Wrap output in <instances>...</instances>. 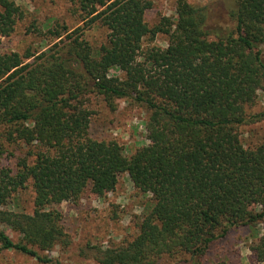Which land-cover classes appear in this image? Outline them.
<instances>
[{
    "label": "trees",
    "instance_id": "1",
    "mask_svg": "<svg viewBox=\"0 0 264 264\" xmlns=\"http://www.w3.org/2000/svg\"><path fill=\"white\" fill-rule=\"evenodd\" d=\"M70 2L83 25L56 24L47 48L20 53L2 39L25 12L0 0V126L8 142L31 147L14 167H0V251L62 264L42 254L72 243L55 204L87 191L104 197L126 173L152 204L135 236L95 248L99 264H201L233 228L260 223L250 251L264 262V141L246 147L240 138L247 106L264 93V0H235L231 26L209 23L207 9L187 0L153 26L154 0ZM95 25L106 30L99 47L84 37ZM159 34L166 48L145 45ZM90 95L145 107L149 142L128 155L116 140L92 137ZM29 181L33 212L8 208Z\"/></svg>",
    "mask_w": 264,
    "mask_h": 264
},
{
    "label": "rangeland",
    "instance_id": "2",
    "mask_svg": "<svg viewBox=\"0 0 264 264\" xmlns=\"http://www.w3.org/2000/svg\"><path fill=\"white\" fill-rule=\"evenodd\" d=\"M25 12L14 34L2 39L4 50L23 53L27 48L34 51L48 47L47 32L56 24L66 25L73 30L82 26L80 15L70 0H14ZM189 3L207 9L209 23L231 26L230 13L235 0H187ZM177 0H154V6L146 19L153 26L164 15L176 17ZM84 37L94 47H99L106 38V30L95 25L85 28ZM145 45L166 48L168 38L159 34L153 42L145 40ZM112 73L122 75L116 69ZM91 110L92 137L116 140L126 154H133L139 147L149 142L147 138L148 111L145 107L118 100L110 107L97 95H90L86 101ZM264 113V93L259 92L255 102L247 106L249 122L240 127V138L246 147L264 141V118L258 120L251 115ZM253 119V120H252ZM257 119V120H256ZM4 127L0 126V167H14L20 157L26 156L28 149L21 142L10 143L5 138ZM34 190L31 181L20 190L8 208L16 211L33 212ZM152 204L150 195L138 193L128 174H121L115 191L98 197L87 191L77 203L61 201L55 204L63 213V222L72 243L67 248L55 246L42 252L62 264H99L95 259V248L113 246L124 239L135 236L142 214ZM7 232L18 241L20 234L10 228ZM263 233V224L233 228L226 238L217 242L201 264H264L253 258L250 246ZM0 264H47L15 250L0 251ZM51 264V263H50ZM158 264H187L181 258L164 257Z\"/></svg>",
    "mask_w": 264,
    "mask_h": 264
}]
</instances>
